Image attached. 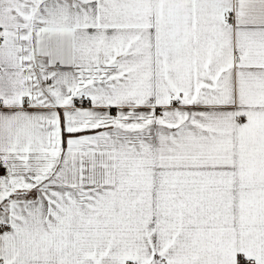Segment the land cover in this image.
Instances as JSON below:
<instances>
[{
	"label": "snow or ice",
	"instance_id": "1",
	"mask_svg": "<svg viewBox=\"0 0 264 264\" xmlns=\"http://www.w3.org/2000/svg\"><path fill=\"white\" fill-rule=\"evenodd\" d=\"M0 264H264V0H0Z\"/></svg>",
	"mask_w": 264,
	"mask_h": 264
}]
</instances>
